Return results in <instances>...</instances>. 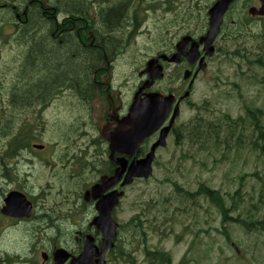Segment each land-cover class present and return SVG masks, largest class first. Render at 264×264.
Returning <instances> with one entry per match:
<instances>
[{
    "label": "rangeland",
    "instance_id": "obj_1",
    "mask_svg": "<svg viewBox=\"0 0 264 264\" xmlns=\"http://www.w3.org/2000/svg\"><path fill=\"white\" fill-rule=\"evenodd\" d=\"M31 1L0 0V88H4L6 92H10V87L15 85V82L11 85V80L17 81L13 80L10 75V54H12L10 25L15 23V14L23 20V12ZM37 1L46 6H54L55 3V0H49V3H46L47 0ZM151 1L155 2L154 4L158 7L152 10L147 27L150 29V25L153 26L159 32L158 36L164 34L169 39V35H175L177 38L188 31L193 36H198L204 30L205 24L196 19L191 21L194 23L192 27L183 26V23L190 22L186 17V12L197 13L200 8L205 6L206 10L203 11L202 18L206 19L207 7L214 0H205L202 7L194 4L191 0H180L176 5L173 0H157V3L155 0ZM248 1L241 0L235 6V9L232 10L233 14L231 13L234 19L241 18V10L246 7ZM10 5L16 8L15 14L10 9ZM255 6L258 7L257 4ZM246 21L244 20V24L240 25L239 28L236 26L235 30L229 28L228 32H231L233 36L239 31L236 38L231 40L223 37L218 42L216 48L217 51L221 50L220 53L211 60L207 73L196 85L192 103L199 106L198 109L202 110L201 116L207 120H222L225 115L234 119L240 116L247 117L246 109L248 108L264 110V21L253 18L248 21L250 23ZM199 23H201L200 28L195 26ZM41 27L47 29L48 25ZM39 32H41L40 29ZM28 34L27 31L26 37ZM142 39L141 48L149 47L148 40L144 36ZM236 50H239L247 58L241 59L234 56L233 52ZM66 52L67 49L60 53ZM127 57L131 61V57ZM29 62L30 66L35 65L33 60ZM124 64L126 63L121 62L122 66ZM116 66L118 67V62ZM125 72L130 81L129 86L136 84V76L129 79L130 74H134L135 71L131 72V69H128ZM34 76L35 73L33 74L28 69L27 74H21V79L25 77L27 85H32ZM8 100L6 95H0V122L10 114V100ZM52 112L55 111L45 115L44 121H48L49 124L46 134L53 137L57 134L55 121L60 119L61 115ZM195 116L196 113L193 111L186 113V118L191 121ZM18 122L20 123V121ZM19 123H15L13 132L16 131ZM243 125L245 131H241L242 138H233L229 145L223 146L219 151H214L213 145L205 146L204 142L202 143L200 140L189 141L182 147L173 145L161 154L154 177L150 181L138 183L128 189L125 201L126 214L117 215L119 222L126 224L122 242L125 243L127 256L120 264L131 262L128 257L129 253L136 258V264H147L146 261L154 264L156 259L146 256L144 251L146 248L152 251L164 250L169 252L173 260L171 264H181L183 259L188 264H264L263 233L255 231L256 229L248 233L237 223L230 222L228 225L225 224L231 236L230 241H227L224 235L225 226L222 225L218 210L204 199L196 200L191 207L192 202L183 200V194L178 193L174 187V184H178L185 191L196 192L200 184H206L215 190H220L226 197L227 209L230 210L231 216L248 219L247 217L251 214L255 218L250 216L248 220H256L264 224V206L261 204V189L264 186V154L260 151L250 152L249 149H253L250 141L253 139L251 136H253L254 127L251 122H247L245 119ZM34 128L37 133L39 125L36 123ZM1 137H10V125L7 126L6 131H0V208L4 205L6 196L16 188L27 190L34 198L40 195L43 188L45 195L49 196L48 193L53 190H47V180L44 184L42 183L46 171L43 168V160L46 156L40 155L39 157L27 149L25 150L26 154H21L20 164L15 159V164L4 170L1 167V162H3L4 153L7 151L9 138ZM23 139H20L22 146L27 144ZM57 140L63 141L62 138H42L41 141L44 142V145L49 142H54L55 145ZM28 158L40 161L41 164L38 163L34 168L29 169L30 167L26 164H21V161ZM82 167L80 161L79 171H82ZM256 173H260L262 180L253 177V174ZM8 175H10V182L4 178ZM27 180L28 183L26 184L25 181ZM83 184H85L83 178L78 180V186ZM81 190V187H78L72 192L73 196L78 191L80 193ZM235 195L242 197L240 200L237 198V202H235L233 200ZM51 197L53 196L51 195ZM65 197L59 195L47 203L48 212L54 210L56 217L61 214H75L70 221L63 219L65 224L62 230L68 231L69 234L67 237H60L62 239L59 240L61 245L73 243L71 235L80 228H89L93 212V208H89L87 214H83L75 208L73 203H70L71 201L63 206ZM38 203L41 204L36 215L45 210L42 201ZM185 207L187 209H184ZM186 210L189 211L185 213ZM137 214L142 215L143 228L133 226L137 229L135 233L134 229L129 230L128 224ZM35 222L38 220L32 222L33 225L37 226ZM5 227V224L0 223V234H2L3 239L5 236V241L0 244V248L7 249L11 254L10 257L24 258L25 255L29 260H37L38 255L36 262L40 264L41 252L45 250L49 253L53 250V245L47 244L33 248V253L31 251L32 236L27 233L25 226L10 228V231L4 230ZM57 227L60 228L58 224ZM51 232L56 234L55 231ZM144 232H146L147 238L144 237ZM233 245L238 251L233 248ZM116 255L119 253L117 252ZM157 260L161 259L158 258Z\"/></svg>",
    "mask_w": 264,
    "mask_h": 264
},
{
    "label": "flooded vegetation",
    "instance_id": "obj_2",
    "mask_svg": "<svg viewBox=\"0 0 264 264\" xmlns=\"http://www.w3.org/2000/svg\"><path fill=\"white\" fill-rule=\"evenodd\" d=\"M155 1L157 3V0ZM46 3H49V0ZM154 3L151 0H55L54 6L48 7L40 4L39 8L32 10L39 11L41 20L45 21L43 26L47 24L48 28H40L38 39L43 37L47 40L49 37L52 41H56L62 50L63 47H69L71 44L81 52H86L88 54L86 57L88 77L86 81L83 78L76 80L70 77L52 88L50 84L45 83L46 89L41 87L43 82L33 81L32 85H27V79L20 77V81L18 79L19 86L10 87V92L0 88V95H7V99L10 100V119L23 117L25 124L29 122L36 125L37 123L41 140L48 138L46 127L49 124L48 121H44L45 115L51 111L61 115L57 121L67 129L64 131L62 128H58L54 138H62L63 141L57 140L55 145L46 143L47 145H42L43 148L39 153L46 155L43 160L44 167L54 169L55 175L52 179L60 187L65 186L70 189L71 200L75 202L78 201L75 197L77 193L73 196L72 192L78 186L79 162L82 155L79 138L100 139L114 138L117 134L120 137L126 135V118L134 105L139 90L148 80V76L144 73L146 64L153 58L163 55L171 56L174 53L173 41L169 47V41L166 39L162 41L165 47L163 51L161 50L162 52L150 49L151 56L146 54L144 58L142 55L138 35L141 27L147 28L152 10L158 7ZM52 11L53 16L51 17ZM30 19L31 13H28L24 28L15 33L13 39H10L19 47L14 51L15 58L25 61L21 74H27L29 61L34 59V48L38 44L42 45L37 41V45L35 43L32 45L26 39V32L29 33L31 26ZM127 56L131 57V61ZM142 57L146 64L141 68L138 66V60ZM117 62L118 67L116 66ZM121 62L126 64L122 66ZM160 63L166 72V77L162 82L168 78L171 79L168 87L171 92L167 93H173L180 100L182 94L186 93L185 87L188 85V82L182 79V74L192 68L185 60H182L179 65L164 63L162 60ZM128 69H131V72L135 71L134 74H130L129 79L133 76L137 78V83L131 87H127L130 81L125 70ZM42 75L46 76V73L43 72ZM162 82H156L149 91H144L141 99L146 94L157 92V88ZM185 102L181 100L180 107L184 106ZM170 122L171 118L168 119L165 126H168ZM174 133L175 127L168 138H173ZM159 136L160 131L150 137L152 139L147 141L143 148L147 151L151 141L154 142ZM101 141L96 143V146H100V148L89 151L81 161L83 175L91 180V187L98 184L104 176L114 175L118 168L117 164L110 161L108 144L103 141L106 144L103 145ZM152 143L151 145L154 144ZM118 157L125 159L128 164L132 161L131 157L128 158L121 154ZM116 189L120 190V186ZM43 199H46V195ZM87 206L94 209L92 218L96 217L95 203L91 200L89 204L85 205L83 209L86 211L89 209L86 208ZM117 213L125 215V205H120ZM61 215L56 217L55 211L51 210L41 219L39 217L47 230L56 232L54 237L57 239L47 240L43 230L35 225L31 226L32 231L38 233L43 239L44 245H53V250L48 253V261L40 264H56L52 260V255L57 249L66 250L72 259L78 258L83 251V234H91L96 239L98 246H101L102 236L91 226L87 230L77 231L73 243H65L61 246L58 241L62 240L59 239L62 236L57 227L58 222L62 219ZM35 219L39 220L37 216H34L33 220ZM28 222L30 221L6 217L2 215V209H0V223L5 224V228L25 226L24 223ZM26 229L28 230L27 227ZM0 237V244L4 243L5 239ZM7 248L10 249V247ZM115 252L116 250L106 255V264H113L112 254ZM0 264H13L10 262V253L7 249L0 248ZM65 264L72 263L69 260Z\"/></svg>",
    "mask_w": 264,
    "mask_h": 264
},
{
    "label": "trees",
    "instance_id": "obj_3",
    "mask_svg": "<svg viewBox=\"0 0 264 264\" xmlns=\"http://www.w3.org/2000/svg\"><path fill=\"white\" fill-rule=\"evenodd\" d=\"M29 22H31V26L28 37H26V39L29 40L30 44L32 45L33 43L37 45V42L42 43V45L38 44V46L34 48L33 61L35 62V65H29L27 67V70L30 69V72H32L33 74L35 73L33 81L36 83L43 82L41 87L44 89H46L44 87L45 83L50 84L52 88L53 86L62 83L70 77L76 80H78L79 78H83V80L86 81V78L88 77V72L86 71V57L88 54L86 52H81L77 47H74L71 44L69 45V47H63V51L67 49L66 53H60L62 51V47H60L56 41H52L49 37L47 38V40H45L43 37L41 39H38V30L45 23L43 19L41 20V16L38 10L35 9L31 11V19L29 20ZM241 58H244V56L242 55ZM43 72L46 73V76L42 75ZM39 91L43 92L42 90ZM246 113L247 117L244 118L245 121L251 120L252 122H254L253 127L255 138H258L255 141V149L263 150L264 127L262 126L261 120L258 118L259 116L263 115L264 112H261L260 110H248L246 111ZM201 120L203 119L199 117L197 118L198 125L193 128L196 133L192 134L193 136H195V139H203L204 144L207 143L214 145V151H219L222 149V146L230 144V142L233 140V137L236 136V128L239 129V131H245L243 125L244 120L242 118H239V120H243V122L240 124V121L237 120L233 121L232 123H226L230 120V118L227 117V121L225 122V124L229 126L227 129L223 125L224 123H218L217 121L204 122ZM258 141H260V143H258ZM253 177L257 178L258 180H262L260 173L253 174ZM187 195L192 201H196L197 199H200V197L205 198L221 213L222 221L224 224L231 220L228 216L230 210L227 209L228 206L226 198L221 194L220 190H215L207 185L202 184L199 187L197 193L191 194L185 192L186 197ZM241 197H234L233 199H241ZM261 204L264 206V186L261 189ZM236 209H239V207H236ZM249 216H251L253 219L255 218V216H252L251 214H249ZM238 219L239 223H241L244 228L249 229L251 227H254L256 230L260 229V231L264 233L263 222H257L256 220H248L250 221L248 222L247 220H241V218ZM137 223H141V221H138ZM148 255H152V253L148 252ZM163 259L171 261V259L168 258L167 255H163Z\"/></svg>",
    "mask_w": 264,
    "mask_h": 264
},
{
    "label": "water",
    "instance_id": "obj_4",
    "mask_svg": "<svg viewBox=\"0 0 264 264\" xmlns=\"http://www.w3.org/2000/svg\"><path fill=\"white\" fill-rule=\"evenodd\" d=\"M235 0H219L218 3L211 9L209 12L210 15V24H209V30L205 37L201 38V40L196 43L193 42L191 50L188 51V45L191 42V38L187 37L183 40V42L178 46L179 53L171 60L173 62L178 61L179 57L185 56L190 63H195L199 57L200 54L198 52L200 45L205 46V51H207V55L213 56L214 55V49L212 48V45L216 41L218 35L221 31V26L223 24V18L226 12L228 11L230 5ZM263 6L261 8V11H256L253 9L251 11V14L253 16L260 15L264 16V0H259ZM154 64V63H153ZM151 64V66L153 65ZM201 69L205 70L206 65L202 61L201 63ZM158 73L152 74V79L161 78ZM187 78V76H186ZM168 100H171L169 98ZM133 114L131 118L136 119L139 118L140 115H138L137 107L134 108ZM157 127V126H155ZM131 135H134L132 138L126 137V138H105L111 143V150L113 152V155L116 153H133L135 149L142 143V141L145 138H135L136 133H133ZM143 136L145 134H142ZM139 137V136H138ZM165 138L161 139V141L156 145L163 144ZM151 164H152V157H148L145 161H142L141 166H133L130 170L129 175L131 177H145L148 178L151 175ZM122 171H118L115 177L111 179H105L104 184L99 187H95L94 190V197L95 199L99 196H97V193L99 191V194H103L112 187H114L119 180L121 179ZM115 195H111L110 197L101 198L97 209L100 212V217L96 219L95 225L102 231L104 237H105V245L102 249V252L98 254V249L93 246V241L90 239L87 242L86 250L84 254L81 256V258L78 260V262H87L88 259L92 258L93 256L97 257L100 256L101 258L104 257L106 251L113 247V240L117 237L116 234V228L112 222L111 219V213L114 207L117 205V201H115ZM25 201L21 197V195L18 194H10L6 200V207L4 208L3 212L4 214L8 216H12L15 218H23L27 215H30V207L24 203ZM93 251V252H92ZM99 264H103L101 261L98 262Z\"/></svg>",
    "mask_w": 264,
    "mask_h": 264
}]
</instances>
